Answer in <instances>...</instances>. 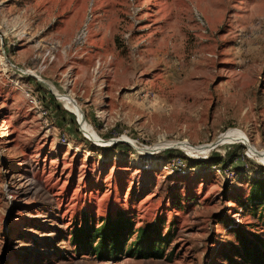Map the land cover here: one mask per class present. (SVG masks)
<instances>
[{
    "label": "rangeland",
    "instance_id": "obj_1",
    "mask_svg": "<svg viewBox=\"0 0 264 264\" xmlns=\"http://www.w3.org/2000/svg\"><path fill=\"white\" fill-rule=\"evenodd\" d=\"M260 176L264 0H0V264H234ZM120 213L173 259L77 252Z\"/></svg>",
    "mask_w": 264,
    "mask_h": 264
},
{
    "label": "trees",
    "instance_id": "obj_2",
    "mask_svg": "<svg viewBox=\"0 0 264 264\" xmlns=\"http://www.w3.org/2000/svg\"><path fill=\"white\" fill-rule=\"evenodd\" d=\"M217 163L224 166L227 160L222 158ZM242 206L257 221L245 223L232 219L227 224L236 240L233 253H226V256L234 264H264V176L252 180ZM71 241L79 254H93L101 260H119L124 256L172 260L175 253L174 249L167 252L171 243L170 230L164 233L160 221L137 228L135 221L124 213L116 217L108 215L99 221L85 215L74 224Z\"/></svg>",
    "mask_w": 264,
    "mask_h": 264
},
{
    "label": "water",
    "instance_id": "obj_3",
    "mask_svg": "<svg viewBox=\"0 0 264 264\" xmlns=\"http://www.w3.org/2000/svg\"><path fill=\"white\" fill-rule=\"evenodd\" d=\"M36 76L40 79V80H43L44 78L43 77H40V76H38L37 74H36ZM48 82V81H47ZM50 87H51V89L53 90V92L56 94V96L58 97V98H60V96H59V94L53 89V87L51 86V84L48 82L47 83ZM79 120H80V118H79ZM81 121V120H80ZM91 137V136H90ZM114 140V142H117V141H127V142H130L131 144H133L136 148H138L134 143H132L130 140H128V139H126V138H124V137H121V138H115V139H113ZM245 143V142H244ZM211 144H212V148H214L215 146H217L218 144H219V141H212L211 142ZM245 144H247L248 146H249V148H250V145H249V143H245ZM169 147V146H168Z\"/></svg>",
    "mask_w": 264,
    "mask_h": 264
},
{
    "label": "built area",
    "instance_id": "obj_4",
    "mask_svg": "<svg viewBox=\"0 0 264 264\" xmlns=\"http://www.w3.org/2000/svg\"><path fill=\"white\" fill-rule=\"evenodd\" d=\"M13 65L19 67L18 65H16L15 63L12 62ZM21 69V68H20ZM27 94L30 98L31 101H34L35 103H37L39 108H42L43 106L39 103L38 98L34 95V93L30 92V90L27 91ZM46 112V110H44V113Z\"/></svg>",
    "mask_w": 264,
    "mask_h": 264
}]
</instances>
